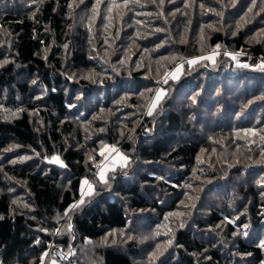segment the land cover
I'll return each instance as SVG.
<instances>
[{"label": "trees", "instance_id": "obj_1", "mask_svg": "<svg viewBox=\"0 0 264 264\" xmlns=\"http://www.w3.org/2000/svg\"><path fill=\"white\" fill-rule=\"evenodd\" d=\"M241 49L264 65V0H0V264H264V68ZM103 145L128 161L107 183Z\"/></svg>", "mask_w": 264, "mask_h": 264}, {"label": "rangeland", "instance_id": "obj_2", "mask_svg": "<svg viewBox=\"0 0 264 264\" xmlns=\"http://www.w3.org/2000/svg\"><path fill=\"white\" fill-rule=\"evenodd\" d=\"M177 69H179V70H177ZM182 70H183V67L181 65L176 66L169 73V78H171V79L177 78L179 76V74H181ZM157 93H162V95L160 96L159 99H157ZM157 93H156V95H155V97H154V99H153V101H152V103L150 105V108L148 110V115H151V114H149L150 111H151V113L153 111H155V109L158 107V105L162 102L163 98L165 97V92L162 89H159L157 91ZM153 105H155V107H153ZM102 150H103V148H102ZM115 155H116L115 153H109L107 151H104V160L99 165L100 167L97 169V173L101 170V168L104 170L105 175H106V179L108 178V174L110 173V171H113L112 170L113 168H115V170L123 168V167H121L120 160L119 161H115L116 157H117V156L115 157ZM110 159H112V160H110ZM117 159H119V158H117ZM52 163L60 165L59 163H55V162H52ZM126 166H124V167H126ZM97 178H98V175H97ZM83 180H85V178H82L81 181H80V187H79L80 193H81L82 190L84 192H87V190H86L87 186L86 185L83 186V188H82V181ZM98 180H99V178H98ZM54 251H57V250H54ZM57 255L59 256V259L56 258L57 256H55V255H53V256H49V255L48 256H44V259L46 260L44 264H72L73 249H72V253L71 254L67 253L65 255H62V254H60L58 252Z\"/></svg>", "mask_w": 264, "mask_h": 264}, {"label": "snow or ice", "instance_id": "obj_3", "mask_svg": "<svg viewBox=\"0 0 264 264\" xmlns=\"http://www.w3.org/2000/svg\"><path fill=\"white\" fill-rule=\"evenodd\" d=\"M81 2H83V0H81ZM185 6L187 7L188 5H185ZM114 7H120V5H114ZM108 10L111 12L112 8L110 7ZM93 11L95 12L96 9L94 8ZM250 11H251V9H250ZM217 48H219V45L217 46ZM224 54L225 55H231L233 59L236 58V55H239V53H237L236 55H232V54L227 53V52H225ZM195 62H196L195 60L188 61L189 64H192V63H195ZM245 66H247V65H245ZM260 67L264 68V65H261ZM177 70H179V69H177ZM161 95H162V93H157V99H159ZM193 102L195 103V101H193ZM153 107H155V105H153ZM149 114H151V111L149 112ZM246 135H247V133H246ZM102 147H103V150L100 153L101 155H104V151H107L109 153H115L116 156L119 158V160L122 161L121 167H124V166L127 165V163H128L127 158L125 156L121 155L119 150L114 145L113 146L103 145ZM89 159H91V157H89ZM49 162L50 163H52V162L59 163L61 167L64 166L62 161H60L59 157H57V156H53ZM97 167L99 168L100 166L97 165ZM112 170L114 171L115 168H113ZM97 175H98L99 180L102 183H107L106 175H105V172H104V170L102 168L97 173ZM85 185L87 186V192H84L83 190L81 191V199H80V201L78 203H76V204L70 205L69 208L64 213L65 216H67L68 213L73 211L75 208L79 207L80 204L84 203V197L86 195L93 194V192H94L93 185L91 183H89V181L87 179L82 181V188ZM69 230H71V225L70 224H69ZM57 231H59V230H57ZM168 243H171V241H169ZM260 246L264 247V242H262ZM44 255L46 256L47 253H45ZM41 259H43V257H41Z\"/></svg>", "mask_w": 264, "mask_h": 264}, {"label": "built area", "instance_id": "obj_4", "mask_svg": "<svg viewBox=\"0 0 264 264\" xmlns=\"http://www.w3.org/2000/svg\"><path fill=\"white\" fill-rule=\"evenodd\" d=\"M235 63L238 65H247V67H260L263 61L261 58L251 54L248 49H241L239 55H236Z\"/></svg>", "mask_w": 264, "mask_h": 264}, {"label": "crops", "instance_id": "obj_5", "mask_svg": "<svg viewBox=\"0 0 264 264\" xmlns=\"http://www.w3.org/2000/svg\"><path fill=\"white\" fill-rule=\"evenodd\" d=\"M115 157H116V155H115ZM114 157V158H115ZM118 157H116V160L115 161H119V159H117ZM110 160H112V159H110ZM121 162V164H122V161H120ZM87 190V189H86Z\"/></svg>", "mask_w": 264, "mask_h": 264}]
</instances>
